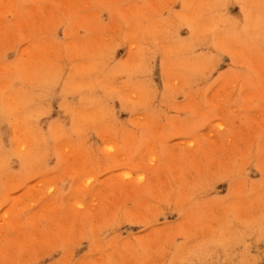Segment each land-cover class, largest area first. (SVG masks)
I'll use <instances>...</instances> for the list:
<instances>
[{
  "label": "rangeland",
  "instance_id": "374dc122",
  "mask_svg": "<svg viewBox=\"0 0 264 264\" xmlns=\"http://www.w3.org/2000/svg\"><path fill=\"white\" fill-rule=\"evenodd\" d=\"M0 264H264V0H0Z\"/></svg>",
  "mask_w": 264,
  "mask_h": 264
}]
</instances>
